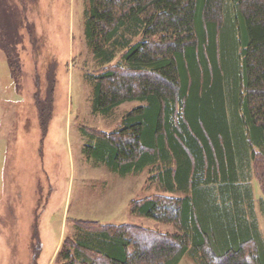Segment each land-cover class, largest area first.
Instances as JSON below:
<instances>
[{
    "label": "trees",
    "instance_id": "16d2710c",
    "mask_svg": "<svg viewBox=\"0 0 264 264\" xmlns=\"http://www.w3.org/2000/svg\"><path fill=\"white\" fill-rule=\"evenodd\" d=\"M11 2L0 49L16 78ZM85 36L103 69L94 112L142 103L116 131L88 134L85 156L120 176L155 169L182 196L131 208L172 233L73 221L57 264H264L251 184L264 169V0H89Z\"/></svg>",
    "mask_w": 264,
    "mask_h": 264
},
{
    "label": "rangeland",
    "instance_id": "374dc122",
    "mask_svg": "<svg viewBox=\"0 0 264 264\" xmlns=\"http://www.w3.org/2000/svg\"><path fill=\"white\" fill-rule=\"evenodd\" d=\"M17 1L11 2L18 32L10 52L20 67L16 78L0 49V264H57L76 220L175 232L131 211L145 198L182 196L150 179L155 169L120 176L84 154L88 134L116 131L142 105L94 112V77L103 69L86 41L89 0ZM258 177L251 184L264 238ZM180 264L196 263L185 256Z\"/></svg>",
    "mask_w": 264,
    "mask_h": 264
}]
</instances>
